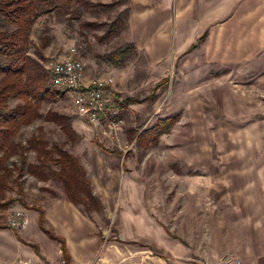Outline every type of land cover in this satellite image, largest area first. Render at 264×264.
Returning a JSON list of instances; mask_svg holds the SVG:
<instances>
[{"label":"rangeland","instance_id":"obj_1","mask_svg":"<svg viewBox=\"0 0 264 264\" xmlns=\"http://www.w3.org/2000/svg\"><path fill=\"white\" fill-rule=\"evenodd\" d=\"M83 1L78 19L37 18L27 55L44 68L74 48L90 79L112 78L122 131L111 138L93 128L62 93L15 141L34 137L78 156L102 206L90 214L70 207L88 239L122 247L128 215H144L181 237L200 264H264V0H149L152 8L165 1L163 14L135 13V0ZM5 30L13 28L0 22ZM47 113L66 117L78 138H66ZM166 118L174 123L156 142L137 143ZM36 158L25 154L26 208L0 207V264H67L53 238L63 188L28 172ZM14 176L6 200L16 197Z\"/></svg>","mask_w":264,"mask_h":264},{"label":"trees","instance_id":"obj_2","mask_svg":"<svg viewBox=\"0 0 264 264\" xmlns=\"http://www.w3.org/2000/svg\"><path fill=\"white\" fill-rule=\"evenodd\" d=\"M85 6L87 3L83 0H0V22L13 28L11 31H0V207L7 209L17 202L26 208L22 176L25 154L32 150L37 155V164L27 167L32 176L43 182L49 179L58 182L66 200L74 206H81L85 214L102 210L100 201L92 194L84 168L74 155L56 147L47 149L46 142L34 137L25 146L15 141L22 127L40 118L39 111L43 103H54L63 95L52 86L51 77L43 66L27 55L31 27L37 18L52 13L56 16L72 15L78 19L80 8ZM9 100L19 103L9 108ZM45 120L56 124L69 140L78 138L66 117L47 113ZM173 123V118H166L142 132L137 143L156 142ZM17 156L19 163H12L10 167L7 161ZM13 176L16 197L6 200L9 180ZM34 210L38 213L40 229L45 231L43 209ZM53 238L60 242L63 259L68 264L69 255L63 239L58 236Z\"/></svg>","mask_w":264,"mask_h":264},{"label":"crops","instance_id":"obj_3","mask_svg":"<svg viewBox=\"0 0 264 264\" xmlns=\"http://www.w3.org/2000/svg\"><path fill=\"white\" fill-rule=\"evenodd\" d=\"M133 3L139 8L135 13H165V1L159 2L155 8L149 5V0H135ZM84 76L90 79L86 74ZM55 206L63 208L56 214L54 224L62 223L59 229L61 235L57 236L65 243L69 255L68 264H71V259L73 264H200L197 254L181 241V237L170 235L160 224L144 215H128V231L123 236L126 245L120 247L109 243L103 246L98 237H86L79 217L70 216V207L75 206L66 198L56 200ZM68 218L73 220L70 227ZM70 231L76 238L75 242L68 237Z\"/></svg>","mask_w":264,"mask_h":264},{"label":"built area","instance_id":"obj_4","mask_svg":"<svg viewBox=\"0 0 264 264\" xmlns=\"http://www.w3.org/2000/svg\"><path fill=\"white\" fill-rule=\"evenodd\" d=\"M44 69L52 84L69 95L73 112L90 126L114 138L122 131L121 108L115 96L112 78L85 79L84 64L74 48L48 61Z\"/></svg>","mask_w":264,"mask_h":264}]
</instances>
